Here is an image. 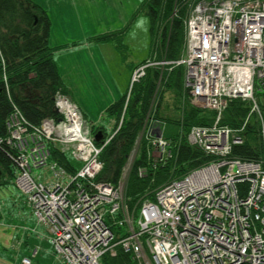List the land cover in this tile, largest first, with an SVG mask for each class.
I'll return each instance as SVG.
<instances>
[{"label":"built area","instance_id":"built-area-1","mask_svg":"<svg viewBox=\"0 0 264 264\" xmlns=\"http://www.w3.org/2000/svg\"><path fill=\"white\" fill-rule=\"evenodd\" d=\"M185 31L183 56L146 59L133 68L123 110L148 67L184 64L189 101L215 111L213 122L192 125L187 139L212 157L160 185L154 198L140 200L138 208L130 207L123 187L139 138H147L154 159L171 152L169 140L155 134L148 121L121 178L111 183L96 177L103 166L99 154L122 116L97 143L81 109L63 92L54 97L60 119L33 124L18 107L9 112L6 142L16 151L14 182L36 222L48 228L59 264H101V256L114 253L116 245L140 264H264V151L257 159L231 155L232 144L242 136L220 123L231 98L248 100L250 110L240 129L253 113L264 141L258 99V93L264 94V0H194ZM51 144L78 161L75 170L50 158ZM111 225L122 226L125 233L115 239ZM18 264L41 263L23 255Z\"/></svg>","mask_w":264,"mask_h":264},{"label":"trees","instance_id":"trees-1","mask_svg":"<svg viewBox=\"0 0 264 264\" xmlns=\"http://www.w3.org/2000/svg\"><path fill=\"white\" fill-rule=\"evenodd\" d=\"M193 2L194 0H140L139 5L150 21L153 51L159 48L160 59L174 60L183 54L186 41L185 20ZM49 29L50 19L46 10L33 0H0V187L8 182L14 183L17 172L16 151L6 142L9 112L16 106L33 124H39L45 118L57 119L59 113L54 107L55 94L57 91L67 94L48 42ZM111 35L112 33H103L93 38L103 39ZM158 75L159 70L148 71L133 84L124 110L125 94L106 108L107 115L114 119V127L121 116L122 122L100 151L103 166L97 179L117 183L121 178L123 167L145 119L152 113L151 102L155 96ZM258 99L264 112V94L258 93ZM184 107L178 117L166 118L181 126L180 131L165 137L169 140L171 151L168 157L154 159L148 150L147 138L140 137L124 181V194L130 207L138 208L140 200L154 198L155 189L160 185L212 157L191 144L187 134L194 124H211L215 111L189 103L188 97ZM249 110L248 100L231 98L222 112L220 123L236 129L242 136L240 143L232 144L231 155L242 159H257L263 154L264 141L256 116L250 114L248 121L240 129ZM153 115L160 124L168 121L157 109L153 110ZM98 129L105 135L110 133L102 124H91V132ZM50 158L57 160L68 170H75L79 165L68 152L61 151L52 144ZM139 168H142V173ZM107 219L108 222L111 221L109 215ZM111 228L115 239L125 233L120 225H111ZM100 260L101 264H140L132 253L124 251L120 245H116L114 253L106 251Z\"/></svg>","mask_w":264,"mask_h":264},{"label":"crops","instance_id":"crops-1","mask_svg":"<svg viewBox=\"0 0 264 264\" xmlns=\"http://www.w3.org/2000/svg\"><path fill=\"white\" fill-rule=\"evenodd\" d=\"M33 1L46 10L50 19L48 42L67 94L89 124H102L111 130L114 119L107 115L106 108L126 94L133 68L146 59L165 60L159 58V48L153 51L150 21L139 5L140 0ZM103 33L112 35L93 38ZM134 33L143 37L140 46L132 43ZM183 51L181 56L186 47ZM155 69L159 75L151 102L152 113L145 119L154 131L158 123L153 110L157 109L164 119L178 117L188 96L184 64L152 65L147 72ZM104 116L109 123L101 122ZM21 196L24 197L22 193ZM2 220L1 223H6ZM7 229L9 249L14 253L12 264H18L23 255L31 256L37 263L59 264L48 228L36 222L26 203L23 202L16 221Z\"/></svg>","mask_w":264,"mask_h":264},{"label":"rangeland","instance_id":"rangeland-1","mask_svg":"<svg viewBox=\"0 0 264 264\" xmlns=\"http://www.w3.org/2000/svg\"><path fill=\"white\" fill-rule=\"evenodd\" d=\"M142 38L143 37L139 34L134 33V41H132V43L140 46V40ZM101 122L103 124H107L109 123V120H106L104 116ZM86 127L89 128L87 123ZM162 127L164 136H170L177 133L181 128L179 123L171 120L166 121ZM39 170L40 168L37 169V171ZM123 195L125 196L124 187ZM23 202L26 203L24 197L21 196V192L18 191L14 183L8 182L0 187V220L5 219L4 221L2 220V222H6L1 223L0 221V264H12L14 253H12L13 251H10L9 249L10 235L7 233V228H10L14 221H16V215L19 214L20 207L23 205ZM8 225H10V227H8Z\"/></svg>","mask_w":264,"mask_h":264},{"label":"water","instance_id":"water-1","mask_svg":"<svg viewBox=\"0 0 264 264\" xmlns=\"http://www.w3.org/2000/svg\"><path fill=\"white\" fill-rule=\"evenodd\" d=\"M60 119V117L58 118ZM155 133L159 136L161 134V128L160 126H157L155 128ZM93 137L96 141H100L103 137V132L101 131V129H98L96 130L94 133H93Z\"/></svg>","mask_w":264,"mask_h":264},{"label":"bare ground","instance_id":"bare-ground-1","mask_svg":"<svg viewBox=\"0 0 264 264\" xmlns=\"http://www.w3.org/2000/svg\"><path fill=\"white\" fill-rule=\"evenodd\" d=\"M76 129H74V128H72V129H70V132H73V131H75Z\"/></svg>","mask_w":264,"mask_h":264},{"label":"clouds","instance_id":"clouds-1","mask_svg":"<svg viewBox=\"0 0 264 264\" xmlns=\"http://www.w3.org/2000/svg\"><path fill=\"white\" fill-rule=\"evenodd\" d=\"M143 23V21H141V24ZM139 26V25H138Z\"/></svg>","mask_w":264,"mask_h":264}]
</instances>
